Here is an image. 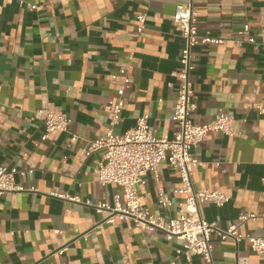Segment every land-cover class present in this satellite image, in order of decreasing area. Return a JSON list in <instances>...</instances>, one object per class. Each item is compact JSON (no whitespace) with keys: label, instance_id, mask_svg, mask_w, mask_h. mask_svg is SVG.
<instances>
[{"label":"crops","instance_id":"crops-1","mask_svg":"<svg viewBox=\"0 0 264 264\" xmlns=\"http://www.w3.org/2000/svg\"><path fill=\"white\" fill-rule=\"evenodd\" d=\"M24 1L0 0V166L26 171L17 176L25 190L0 198V264H206L180 255L183 242L162 231L119 218L100 225L108 213L86 204L124 200L119 185L99 182L103 152L88 153L90 142L106 137L107 106L118 102L121 88L125 106L116 132L134 129L144 114L158 137L179 129L174 111L181 81L171 73L182 68L184 38L174 14L185 2L192 3L201 34L225 39L194 47L193 120L232 113L240 133L211 131L194 148L201 162L194 169L196 188L231 195L222 207L203 203L202 215L264 236V116L256 107L264 105V0ZM139 14L147 16L142 32ZM121 69L129 82L113 78ZM41 110L69 117V130L44 140ZM181 187L179 172L163 162L139 192L151 213L170 219L181 215ZM242 213L258 217L240 224ZM212 240L215 264H264L247 240L216 234Z\"/></svg>","mask_w":264,"mask_h":264},{"label":"built area","instance_id":"built-area-1","mask_svg":"<svg viewBox=\"0 0 264 264\" xmlns=\"http://www.w3.org/2000/svg\"><path fill=\"white\" fill-rule=\"evenodd\" d=\"M25 3L24 0H21ZM37 5H31L36 8ZM174 20L184 38V47L181 52L182 68L171 74L180 79L179 93L176 100L174 120L179 129L172 137H158L154 134L149 115L144 114L137 118L136 127L122 133L116 132V127L122 120V111L125 106V89L118 93L120 98L115 105H109L112 116L110 128L103 139L90 142L88 153L102 151L99 162V182L104 186L119 185L123 189L124 200L116 197L113 202L101 201L92 205L97 213L107 212L108 216L101 221L113 223L116 218L132 220L137 226L147 231H162L169 240L178 239L183 242L177 252L187 260L195 256L202 257L206 264L214 262V243L212 236L216 234L221 239L233 238L237 243L247 240L252 250L264 255V236L245 234L239 231V224L227 228L219 226L216 222L204 218L201 211L203 203H214L219 207L231 200V195L219 189L198 190L193 179L194 169L200 160L194 155V148L202 142L211 131H219L227 136H239L234 128L236 117L232 113L221 112L214 120L205 123H196L193 112L197 105L193 99L194 87L192 72L194 66V47L198 42L205 45L223 44L225 39L212 35L209 31L200 33L197 25V13L191 2L179 3L176 6ZM138 31L146 27L147 16H137ZM250 25L245 24L244 32L250 35ZM249 41L255 39L250 37ZM124 76V82H129L128 71L121 69L113 75L114 79ZM258 112L264 116V105L258 104ZM46 126L43 139H47L54 131L69 130L71 119L67 116L54 113L50 110H41ZM264 141V135H263ZM167 162L179 172L182 187L178 192L185 194L186 198L180 203L181 215L166 219L155 215L147 208L140 196V188L146 183L149 172L157 173L161 163ZM26 171L15 167L0 166V198L5 194L24 191L25 187L18 181L17 176H24ZM49 195L60 199L81 202L79 197H70L66 193L50 191ZM164 205L170 202L161 199ZM255 213H242L240 224L250 219H257ZM66 248L62 249L65 251Z\"/></svg>","mask_w":264,"mask_h":264}]
</instances>
